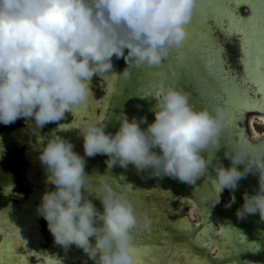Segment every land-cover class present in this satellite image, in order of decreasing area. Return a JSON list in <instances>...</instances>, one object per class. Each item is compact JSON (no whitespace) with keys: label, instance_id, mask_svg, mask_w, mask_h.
Listing matches in <instances>:
<instances>
[{"label":"clouds","instance_id":"9594fccd","mask_svg":"<svg viewBox=\"0 0 264 264\" xmlns=\"http://www.w3.org/2000/svg\"><path fill=\"white\" fill-rule=\"evenodd\" d=\"M198 4L199 0H0V124L24 118L26 123L34 120L41 130L58 126L67 113L87 105L94 76L129 79L132 68L160 67L174 52L182 63L188 56L182 51L187 24ZM113 57L125 61L119 73ZM154 97L151 123L146 116L122 115L115 133L107 131L106 122L80 127L83 156L57 135L38 153L55 190L43 193L37 212L57 245H75L93 264H136L130 247L133 233L148 229L152 221L147 210L138 213L113 187L107 172L86 173L85 157L104 155L109 170L132 165L138 174L147 172V178L168 176L190 185L212 166L219 190L211 208L220 202L224 188L236 189L241 178L256 175L258 188L244 193L236 216L259 214L264 220V142H235L225 152L231 161L225 167L215 155L223 147L221 138L231 118L224 106L213 103L197 109L190 102L191 93L177 88ZM90 185L98 192H90ZM93 193L102 210L89 198ZM234 202L232 196L225 207Z\"/></svg>","mask_w":264,"mask_h":264},{"label":"water","instance_id":"95a60500","mask_svg":"<svg viewBox=\"0 0 264 264\" xmlns=\"http://www.w3.org/2000/svg\"><path fill=\"white\" fill-rule=\"evenodd\" d=\"M233 7L237 8L238 15H243L244 17L252 15V9L247 5H240L239 7L233 5ZM209 23L212 22L209 21ZM213 31H216L215 28ZM233 43L234 46L226 45V58L230 61V67L232 69L231 75L242 79L246 71L241 61L240 54L242 53V48L238 41L234 40ZM228 48L232 54L231 52L229 53ZM113 64L114 71L117 73L121 72L126 67L123 58L116 59L113 57ZM225 67L227 68L229 65L226 64ZM172 70L173 67H170L169 64L164 61L160 67L132 68L129 79L115 77L113 80V76L110 74L106 75L103 79L94 76L90 83L91 97H89L86 106L79 107L83 109V111L79 113L73 112V110L71 111L74 117L69 126L74 122L81 121L83 127L91 124L88 122L91 119L94 121L92 123L106 122L107 131L115 133L119 128V117L122 115H127L129 119L133 116L137 118L146 116L147 122L151 123L155 119L152 109L156 103V99L154 96L138 95L152 91L154 85L151 83L149 77L153 72L162 71L170 76ZM109 83L114 84V90L111 94L108 92ZM209 83L212 82L209 81ZM99 85L102 88V92L100 96H97L95 88ZM248 87L252 88V85L249 84ZM173 88L191 93L190 102L193 104L192 96L196 95L193 89L188 87ZM195 91L197 93L201 91L206 92L207 89L200 86L195 89ZM253 98H256L255 95ZM199 100L200 97L197 95L196 101L199 102ZM216 103L224 106L220 102ZM105 105H107L106 109L104 107ZM205 106H211V104L205 103L201 105L197 103L194 107L199 109ZM100 108L101 112L105 115L103 121L96 119L100 114ZM256 124L264 126V112L258 110L248 111L243 115L242 119L237 121V126L243 130L247 141L253 144L264 142V127ZM141 127L146 128L147 123L142 124ZM64 130L70 138L72 137L71 140L73 145H83V136L81 135L80 128H70L67 125V129ZM61 133H63V131L59 130V127H56L53 131V137L56 135L62 137ZM224 138L228 140L227 144L223 142ZM237 140L238 137H232L228 129L223 133L221 138L223 147L216 151L215 155L225 167L231 166V161L225 157V152L226 150H231L235 144L234 141ZM156 151L159 150L156 149ZM204 155H207V153H204ZM106 159V156L99 154L95 157H87L85 171L93 176L105 174L107 172L111 183L114 184H112L113 187L129 198L138 213L147 210L152 221L150 225L152 231L151 233H148L147 229L134 231L133 238H137L135 239L137 246H140L142 241L144 245L158 244L160 240L165 239L163 236L164 232L170 234L168 237L170 241L186 242L192 245L191 237L197 232L195 228L192 229L191 233L175 235H173V229L182 225L185 219L192 225H204L207 220L211 228V235L214 243H223V240H217L216 238L223 236L226 227L229 229L228 233L226 228L225 238H228V242L233 250L225 251L223 261L228 258L233 261L232 263L224 264H264L255 263L254 260V253H257L254 252V245L258 244V241L259 243H263L264 220H261L259 214L249 215L244 219H238L236 216L237 209L244 203V193L248 192L253 194L258 188V177L256 175L249 174L246 178H241L236 189L224 188L220 193V202L216 204L215 207L211 208L217 198L215 184L212 183L216 180L217 173L212 166H209L204 176L197 179L195 185H190L168 176H164L163 178H147V172L138 174L132 165L128 168V173L126 169L119 166L109 170L105 164ZM216 162V160H213V164ZM237 167L243 169V165H238ZM28 178L32 182L30 193L24 197L16 207H13L11 211L0 213V233L7 232L6 239H8L13 235L12 229L15 228L17 230L20 239L11 241L13 252L15 250L18 251L21 247H24L26 251H24V254H14L13 259L26 261L27 264H45L48 263L49 258L52 260L57 259L52 257L51 252H54L58 245L55 243L54 237L52 238L51 245L48 247L44 245L46 240L41 232L37 231V228L40 229L42 219L37 212V207L41 202L43 193L49 191L52 184L47 182V174L44 166L39 165L35 160H33V167L29 172ZM94 182L95 181H93V183ZM38 183L42 184V187L38 186ZM125 184L133 189L131 198L121 190ZM96 190L97 189H94L91 185L89 186L90 192H95ZM228 190L231 191L232 196H235V202L231 204V207H225V205H223V200ZM92 195L94 196V193ZM185 200L192 206L188 207L184 203ZM134 201H138V204L134 203ZM209 212L210 214H208ZM200 214L201 219L198 220ZM206 214L208 215L206 216ZM20 218L21 220L18 221ZM204 238L206 237L202 235L201 239ZM256 247L259 250L258 254H263L264 250H261L262 247H259V245ZM193 248L194 250H198L195 246H193ZM74 250L75 249H73V251L71 250L72 253H68L67 250L63 254L62 252L60 254L57 252L56 256L60 257L58 260L61 264H85L86 260L87 264H93V261L88 259L85 254L81 257L77 256L81 255V253ZM203 251H211V245L209 244L204 247ZM221 251V248H217L213 255V259L220 258ZM34 255L37 257L44 256V258L33 263L32 257ZM143 255L144 254L141 253L142 257ZM79 258H83V262H80ZM249 259L253 262L237 263V261H248Z\"/></svg>","mask_w":264,"mask_h":264},{"label":"snow or ice","instance_id":"6c2138e0","mask_svg":"<svg viewBox=\"0 0 264 264\" xmlns=\"http://www.w3.org/2000/svg\"><path fill=\"white\" fill-rule=\"evenodd\" d=\"M233 5L251 7L252 15L247 17L238 15L237 8ZM187 29L188 37L182 49L188 53L187 59L178 63L174 52L165 61L173 67L170 76L162 71L153 72L149 77L154 85L152 91L138 96H157L173 87L193 89L196 93L192 96L194 106L197 103L201 105L222 103L231 117L227 126L228 132L232 137H238V140L234 142H247L243 130L237 126V121L242 119L248 111L264 112V0H200L194 9L191 21L187 24ZM234 40L238 41L242 48L241 61L246 69L242 79L231 75L230 61L226 58V45L234 46ZM226 64L229 67L226 68ZM249 84L252 88L248 87ZM200 86L207 89L204 95L195 91ZM113 90L114 84L109 83V94ZM197 95L200 97L199 102L196 101ZM254 95L256 98H253ZM104 107L106 109L107 105ZM81 111L83 109L79 107L73 109L76 113ZM96 119L103 121L104 113L101 112ZM88 122L94 121L90 119ZM68 127L80 128L82 122H74ZM223 142L227 144L228 140L224 138ZM121 190L130 198L133 195L132 187L127 184ZM215 190H219L218 186H215ZM134 203L138 204V201ZM184 203L188 207L192 206L186 200ZM193 228L197 232L191 237L192 245L186 242L170 241L168 232H164L165 239L155 245H144L142 241L141 245L137 246L135 243L137 238H133L130 247L135 254L136 264H223L225 251L233 250L228 238H225L227 227L224 229L223 236L216 238L223 240V243L213 242L207 220L204 225H192L185 219L182 225L173 229V235L191 233ZM151 231L149 227L147 232L151 233ZM227 231L229 233L228 228ZM12 232V236L0 242V264H27L26 261L13 259L11 241L20 239V236L15 228ZM202 235L206 238L201 239ZM209 244L211 251L204 252L203 248ZM193 246L198 250H194ZM217 248L222 249L221 257L213 259ZM141 253L144 254L143 257ZM48 264H61V262L58 259L49 258Z\"/></svg>","mask_w":264,"mask_h":264},{"label":"flooded vegetation","instance_id":"af4514ba","mask_svg":"<svg viewBox=\"0 0 264 264\" xmlns=\"http://www.w3.org/2000/svg\"><path fill=\"white\" fill-rule=\"evenodd\" d=\"M247 9V8H246ZM229 53L231 52L228 48ZM232 54V52H231ZM95 93L97 96H100L102 92V88L100 85L95 88ZM99 112L101 113V108L99 109ZM74 115L69 112L66 114L65 118L59 122V125L55 124H49L44 129H38L35 125L34 120H28L27 123L24 118H21L17 120L15 123L11 125H3L0 124V136L3 137V141L0 142V213H3L5 211L9 212L13 209V207H16L18 203L22 201L24 197H26L30 191L32 182L29 180V172L31 171L33 167V160L37 162L39 165H42V163L39 160V152L42 151L44 144L46 141L50 138H53V131L56 127H59V130L63 131L61 133L62 137L69 140L72 143L71 138L64 132V128L69 126L71 121H73ZM263 126L261 124H256ZM264 127V126H263ZM5 149V151H4ZM74 151L78 152L80 155H84V148L83 145L75 146L74 145ZM87 157H85L86 159ZM131 167V165H129ZM128 167V168H129ZM99 168V167H97ZM126 172L128 173V169H126ZM87 173V172H86ZM130 173V171H129ZM94 186H96V181L93 183ZM113 184V183H112ZM38 186L42 187V184L38 183ZM114 185V184H113ZM49 190H55V186L51 185ZM98 191V190H96ZM95 191V192H96ZM232 197L231 191L228 190L227 195L225 196L223 200V205L229 199ZM93 200L97 208L101 209L102 204L99 198H97L96 193H94V196L91 195L89 197ZM200 213V212H199ZM201 219V214L199 216V219ZM21 218L18 220L20 221ZM37 231H40L42 236L45 238L46 243L45 246L51 245V241L53 238V235L50 233V231L47 228V222L43 219H41V226L40 229L37 228ZM7 237V232L0 233V242H3ZM254 245V257H255V263H264V251L263 254L259 253L258 248L256 247L259 245V247H262L261 250H264V233H263V243H259ZM73 249L74 251L77 250L78 253H81L82 256L84 253L81 249H78L75 245L70 246L69 248H64L60 245H58L57 249L52 253L53 258H60L57 255V252L62 254L67 250L68 253H72ZM260 250V251H261ZM25 248L21 247L19 250H15L14 254L17 253H25ZM62 256V255H61ZM259 256V257H258ZM74 257V256H73ZM44 256L37 257L34 255L32 257V262H38L39 260H42ZM24 259V258H23ZM73 259V258H72ZM83 258H79L80 262H83ZM232 259L228 258L223 261L224 263H232ZM237 261V260H236ZM252 263L253 261H237V263ZM48 264V263H45Z\"/></svg>","mask_w":264,"mask_h":264}]
</instances>
